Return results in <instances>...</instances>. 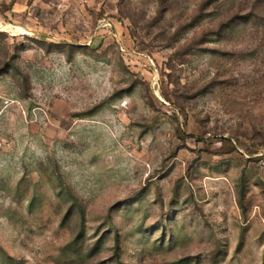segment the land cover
<instances>
[{
	"label": "rangeland",
	"instance_id": "1",
	"mask_svg": "<svg viewBox=\"0 0 264 264\" xmlns=\"http://www.w3.org/2000/svg\"><path fill=\"white\" fill-rule=\"evenodd\" d=\"M0 23V264H264V0Z\"/></svg>",
	"mask_w": 264,
	"mask_h": 264
},
{
	"label": "bare ground",
	"instance_id": "2",
	"mask_svg": "<svg viewBox=\"0 0 264 264\" xmlns=\"http://www.w3.org/2000/svg\"><path fill=\"white\" fill-rule=\"evenodd\" d=\"M0 29L10 30L11 32L12 31H20V32H26L27 31L25 29L16 28L13 26H5V25H2L1 23H0Z\"/></svg>",
	"mask_w": 264,
	"mask_h": 264
}]
</instances>
